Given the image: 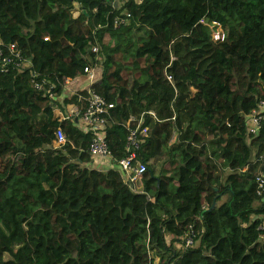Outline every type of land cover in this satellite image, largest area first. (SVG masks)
<instances>
[{
	"label": "trees",
	"instance_id": "obj_1",
	"mask_svg": "<svg viewBox=\"0 0 264 264\" xmlns=\"http://www.w3.org/2000/svg\"><path fill=\"white\" fill-rule=\"evenodd\" d=\"M0 39L32 64L0 73V264H264V120L252 136L246 118L264 97V0H0ZM87 67L115 106L116 160L130 117L156 114L134 185L93 168L92 134L63 119Z\"/></svg>",
	"mask_w": 264,
	"mask_h": 264
},
{
	"label": "built area",
	"instance_id": "obj_2",
	"mask_svg": "<svg viewBox=\"0 0 264 264\" xmlns=\"http://www.w3.org/2000/svg\"><path fill=\"white\" fill-rule=\"evenodd\" d=\"M118 8H121L129 1L136 3H142L144 0H108ZM74 18L79 17V13H74ZM124 22L122 17L115 18V26H120ZM213 30V37L215 41L223 42L226 37V33L221 24L213 23L211 26ZM48 40V39H46ZM94 53L99 52V47L94 46L92 48ZM30 62L25 61L21 52L18 51L16 45H4L0 39V73L10 72L12 66L14 69L24 70L30 66ZM32 67V64H31ZM83 82L87 87L88 97L86 99H79L80 105L72 107L67 110L63 115L64 120L74 121L77 126L85 133H90L93 136L90 152L93 157V163L104 169L121 170L127 180L132 184H136L140 178L147 173V166L143 163L139 157V151L142 146L148 142L151 136L150 127L146 125L147 115L156 118L154 112H148L141 114L140 117H130V127L128 126L129 133L124 144L125 156L119 160L113 157V153L108 145L106 139V130L112 119L110 114L111 110L115 108L114 104L109 103L104 97L97 94L92 86L97 82L98 76L95 69L87 67L84 69ZM38 74L33 73V85L41 91L44 90V83L37 81ZM81 80V79H80ZM172 82V78H169ZM71 79H66L64 83V90L66 98L71 99ZM73 89V88H72ZM247 130L250 135L256 136L261 129V123L264 120V97L259 99L257 108L253 110L247 117ZM57 143L59 145H65L67 143V136L62 129H59L56 133ZM257 182L260 189L264 192V171L261 176L258 177ZM259 230L264 231V220L259 226ZM204 232V228L201 229V233ZM199 235V231L195 229L194 225H190L186 234L182 237V243L178 244L179 248H191L195 245V240Z\"/></svg>",
	"mask_w": 264,
	"mask_h": 264
},
{
	"label": "rangeland",
	"instance_id": "obj_3",
	"mask_svg": "<svg viewBox=\"0 0 264 264\" xmlns=\"http://www.w3.org/2000/svg\"><path fill=\"white\" fill-rule=\"evenodd\" d=\"M143 32H144L146 35H148V34H147V31L143 30ZM73 88H75V82L73 83ZM95 166H97V165H95V164L92 165L93 168H96ZM97 167H98V166H97ZM155 167H156V169H158V168H160V165H159V166H155ZM3 169H4V165H3V163L0 162V171H2ZM224 201H226V197H224V198L221 200L220 203H223ZM158 263H159V260L156 259L155 262H154V264H158Z\"/></svg>",
	"mask_w": 264,
	"mask_h": 264
},
{
	"label": "water",
	"instance_id": "obj_4",
	"mask_svg": "<svg viewBox=\"0 0 264 264\" xmlns=\"http://www.w3.org/2000/svg\"><path fill=\"white\" fill-rule=\"evenodd\" d=\"M79 7V5H77Z\"/></svg>",
	"mask_w": 264,
	"mask_h": 264
}]
</instances>
